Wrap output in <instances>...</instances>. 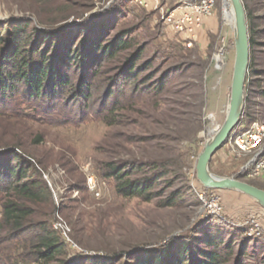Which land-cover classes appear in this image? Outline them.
<instances>
[{
    "label": "rangeland",
    "instance_id": "rangeland-1",
    "mask_svg": "<svg viewBox=\"0 0 264 264\" xmlns=\"http://www.w3.org/2000/svg\"><path fill=\"white\" fill-rule=\"evenodd\" d=\"M241 1L252 43L242 117L231 135L246 132L256 121L264 125V0ZM158 3L167 12L179 0ZM223 4L214 0L212 15L203 19L188 47L183 36L163 24L159 10L130 0H0V27L29 18L39 26L66 27L76 34L87 22L111 20L116 31L131 32L134 50L143 49L137 65L148 66L135 83L117 81L116 96L109 101L116 108L111 111L106 110V85L118 78L110 68L95 81L100 90L87 110L65 102L59 116L45 121L34 118L27 107L0 111V150L19 146L40 175L48 197L26 206L34 210L35 219L55 229L68 248L70 264L114 257L122 264L141 247L159 251L169 242L191 243L201 232L216 230L235 250L245 251L247 264L264 261L263 224L238 210L234 197L223 198L238 192L204 189L195 171L199 155L214 137L211 130L226 121L230 100L235 37ZM221 41L225 55L218 64ZM148 75L153 80L142 84ZM37 138L39 143L34 142ZM247 160L227 143L212 157L209 171L222 178L241 176L242 182L264 190V174L243 169ZM128 161L145 164L137 177H150L155 167V172H166L154 192L161 199L176 192L178 205L160 208L156 202L120 197L104 172L110 163ZM13 197L0 193V221L1 205ZM212 204L219 210L209 216L205 210Z\"/></svg>",
    "mask_w": 264,
    "mask_h": 264
},
{
    "label": "trees",
    "instance_id": "trees-1",
    "mask_svg": "<svg viewBox=\"0 0 264 264\" xmlns=\"http://www.w3.org/2000/svg\"><path fill=\"white\" fill-rule=\"evenodd\" d=\"M115 31L107 19L87 22L76 34L66 27L39 26L29 18L0 27V111L27 107L34 111V118L45 121L59 116L65 102L81 104L87 110L100 90L95 81L109 68L118 79L107 81L105 102L107 111L114 110L116 105L109 101L116 96L117 81L135 83L148 70L146 65H137L143 49L134 50L131 32ZM152 80L148 75L142 84ZM25 116L32 117V113ZM142 166L145 164L140 162L110 163L104 174L115 182L120 197L156 202L160 208L176 207L181 201L176 192L164 199L154 192L166 172H155V167L150 177L135 176ZM0 193L14 196L1 205L0 264H70L68 248L55 229L35 219L34 210L26 206L44 203L48 193L19 146L0 150ZM126 256L128 261L122 264H247L245 251L235 250L229 239L224 242L219 230L201 232L191 243L169 242L159 251L141 247ZM116 262L114 257L90 264H120Z\"/></svg>",
    "mask_w": 264,
    "mask_h": 264
},
{
    "label": "water",
    "instance_id": "water-1",
    "mask_svg": "<svg viewBox=\"0 0 264 264\" xmlns=\"http://www.w3.org/2000/svg\"><path fill=\"white\" fill-rule=\"evenodd\" d=\"M229 2L233 11L235 57L229 95L230 100L226 112L227 117L224 125L210 139L199 155L195 167L196 177L204 189L236 191L254 200L264 210V190L242 182L241 176L222 178L210 174L209 171L212 157L228 143L232 131L240 123L244 103L245 76L249 66L250 44L246 10L241 0H229Z\"/></svg>",
    "mask_w": 264,
    "mask_h": 264
},
{
    "label": "built area",
    "instance_id": "built-area-1",
    "mask_svg": "<svg viewBox=\"0 0 264 264\" xmlns=\"http://www.w3.org/2000/svg\"><path fill=\"white\" fill-rule=\"evenodd\" d=\"M131 2L144 8L159 10L163 24L172 28L176 34L183 36V43L188 47L194 41L203 19L211 16L214 11V0H179L177 7L167 12L163 7L158 8V0H131ZM221 44L215 57L218 64L222 63V56L225 55L226 44L224 41H221ZM232 135L228 140L230 150L238 157L248 158L243 169L255 175L264 174V125L256 121L246 132ZM89 183H92V179ZM218 210L216 205L212 204L207 206L205 213L212 216Z\"/></svg>",
    "mask_w": 264,
    "mask_h": 264
},
{
    "label": "crops",
    "instance_id": "crops-1",
    "mask_svg": "<svg viewBox=\"0 0 264 264\" xmlns=\"http://www.w3.org/2000/svg\"><path fill=\"white\" fill-rule=\"evenodd\" d=\"M233 193L234 192H230L229 195H225L223 198L226 200L230 197H234L233 199H235L237 209L242 211V213L248 214L251 218L257 220V223L263 224L262 227L264 228V210L259 205H257V203L251 198H246V196L244 195L243 197L245 198L239 197V194L237 192V194Z\"/></svg>",
    "mask_w": 264,
    "mask_h": 264
},
{
    "label": "bare ground",
    "instance_id": "bare-ground-1",
    "mask_svg": "<svg viewBox=\"0 0 264 264\" xmlns=\"http://www.w3.org/2000/svg\"><path fill=\"white\" fill-rule=\"evenodd\" d=\"M223 8H225L224 16H225L227 22L231 26H233V11H232V8L230 6L229 0H224ZM227 108H228V106H227ZM219 129H220L219 127H216L213 130H211V132L215 135L219 131Z\"/></svg>",
    "mask_w": 264,
    "mask_h": 264
}]
</instances>
